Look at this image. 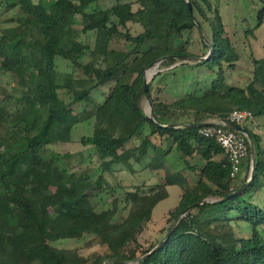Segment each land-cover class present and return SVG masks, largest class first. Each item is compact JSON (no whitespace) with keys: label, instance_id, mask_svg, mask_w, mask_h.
<instances>
[{"label":"trees","instance_id":"16d2710c","mask_svg":"<svg viewBox=\"0 0 264 264\" xmlns=\"http://www.w3.org/2000/svg\"><path fill=\"white\" fill-rule=\"evenodd\" d=\"M98 1L0 0V24H6L0 27V68L19 87L0 93V264H264V195L262 205L257 199L264 192L260 135L243 126L255 144L256 170L244 190L227 199L250 178V144L242 167L246 175L236 185L242 173L231 178L227 157L216 141L201 136L200 128H170L211 124L212 118L226 121L235 110L249 111L253 120L263 117L264 57L253 58L254 75L246 87L231 85L225 69H235L234 46L219 9L209 0H190L200 27L191 17L187 0H139L136 11L132 3L117 0L111 8L88 12ZM262 4L255 29L264 24V0ZM128 23L139 24L144 32L137 37L126 33V40L135 46L124 51L112 40ZM205 25L212 43L208 46L201 36L208 46L203 57L211 50L212 54L195 66L205 69L206 76L212 73L211 80L173 103L153 101L149 88L153 109L148 116L141 109L147 69L168 57L161 65L193 56L183 36ZM78 26L85 35L110 34L101 65L95 51L89 63L79 61L91 46L79 39ZM58 58L71 63L72 72L60 73ZM77 71L82 73L79 78L74 75ZM108 82L115 83L109 95L91 107L87 100L92 92ZM64 91L70 101L60 97ZM92 119L93 135L84 137L82 144L94 150L102 172H114L127 163L138 172L155 164L167 173L147 191L141 185L126 193V217L117 218V200L103 212L91 208V194L86 185H76L75 175L60 183L63 172L50 147L71 143L74 128ZM135 141L139 143L130 147ZM173 152L197 176L192 187L183 170L171 173L168 169ZM217 156L222 159L216 161ZM174 186L183 192L178 206L169 212L170 227L155 245L138 254L139 237L157 205L169 198L168 188ZM197 203L202 204L185 214ZM241 224L248 230L245 235L239 234ZM79 235L95 236L108 254L87 260L53 246Z\"/></svg>","mask_w":264,"mask_h":264},{"label":"rangeland","instance_id":"374dc122","mask_svg":"<svg viewBox=\"0 0 264 264\" xmlns=\"http://www.w3.org/2000/svg\"><path fill=\"white\" fill-rule=\"evenodd\" d=\"M38 1V0H36ZM139 0H121L122 3H132L133 10L136 11L139 7ZM213 8H218L222 17L226 36H228L234 46L235 53V69L226 70V75L231 85L237 87H246L254 75L253 58L261 59L264 57V24L262 27L255 29L258 25L257 14L262 8V0H209ZM117 0H99L93 4L88 12L96 11L99 9L111 8ZM208 10L207 6L204 5ZM210 16H213V12H209ZM8 15L7 17H9ZM78 19L81 21V17ZM6 25V24H5ZM4 24H0V27H4ZM78 37L84 42H88L91 46V50L86 51L79 61L82 64H87L93 59L92 53L95 51L101 58L98 61V65H101L102 56L106 51L107 42L109 41V33L91 32L88 35L83 34L81 27H77ZM255 29V30H254ZM252 30H254L252 32ZM144 32V29L139 24L128 23L126 28H120L121 35L115 36L112 40L119 49L124 51H131L135 44L126 40L125 34L129 33L133 37H137ZM211 32L207 25L200 31L194 29L191 32L184 34L183 38L186 43V49L190 56L195 59L204 58L203 56L208 51V46L211 45ZM204 36L207 39V47L201 39ZM195 61H182L178 60L174 64L170 65H156L154 68L147 70L148 89L150 88V94L153 101H162L164 103H173L176 100L184 98L187 94L201 89L203 85H207L213 76L212 73L206 76V70L197 68ZM183 64L187 66L182 67ZM182 65V66H181ZM57 69L60 73L72 72L71 63L58 58L56 61ZM158 68V69H157ZM76 78L82 76V73L77 71ZM115 85L114 82H108L104 86L99 87L92 92L91 97L87 100L91 107H96L99 103H103L106 97L109 95L111 88ZM3 89L9 92H15L19 90L17 82L12 78L10 74L0 68V93ZM65 101H70V95L64 91L60 96ZM152 103V101H151ZM141 109L148 116H151L152 104L144 97L141 101ZM255 123L258 124V128L261 130V145L264 152V116L255 119ZM94 119L79 124L74 128L72 134V142L66 144H57L50 147V152L55 154V164L63 172L64 179L60 181L72 180V175H75L74 179L76 185L81 187L86 185L87 193L91 194L88 205L97 212H103L112 208L114 201H119V217H126L128 215L129 206L126 203V193L135 190V186H143L144 190H148L149 187L160 184L167 175L165 170H158L157 166L153 164L150 169L138 172L135 168L129 164L117 166L114 172H102L98 167L101 163L94 150L89 149L82 144L84 137L93 135L94 132ZM249 129H254L253 126L243 125ZM150 130L146 129L145 134ZM139 141L130 142L129 146H135ZM264 158V153H263ZM146 162H148L146 160ZM144 162V164H146ZM194 163V160H191ZM47 167L50 165V161L45 163ZM167 167L171 173L178 170H183L187 179V185L192 187L197 180V176L185 169L183 161L178 160L176 152H173L168 156ZM84 175L89 177L87 181ZM103 175V176H102ZM245 171L235 182L239 185L245 177ZM102 176V179L100 177ZM85 181V182H84ZM71 184V183H70ZM102 186V187H101ZM169 198L162 201L157 205L153 212L152 221L147 225L145 231L139 237V250L141 252L147 250L152 245H155L163 236L164 232L170 227L168 222L169 212L175 209L180 200L182 189L178 186L168 188ZM264 192L257 197L259 204L262 205V196ZM239 234L245 235L248 233L244 224H241V228L238 230ZM58 249H69L73 253L80 254L87 260H93L94 258L108 254L109 250L106 246L100 244L99 240L93 235H79L67 240H60L53 244Z\"/></svg>","mask_w":264,"mask_h":264},{"label":"built area","instance_id":"2783aa9c","mask_svg":"<svg viewBox=\"0 0 264 264\" xmlns=\"http://www.w3.org/2000/svg\"><path fill=\"white\" fill-rule=\"evenodd\" d=\"M252 120L253 116L249 111L235 110L226 121L218 119L216 123L210 122V125L200 128L201 136L213 139L223 149L231 167L232 179H237L242 173L243 164L249 156V141L246 135L229 130L227 122L243 127Z\"/></svg>","mask_w":264,"mask_h":264},{"label":"water","instance_id":"95a60500","mask_svg":"<svg viewBox=\"0 0 264 264\" xmlns=\"http://www.w3.org/2000/svg\"><path fill=\"white\" fill-rule=\"evenodd\" d=\"M187 3H188V7H189V10H190V14H191V17L192 19L197 23V25L200 27V24L199 22L197 21L196 17H195V14H194V11H193V7H192V3L190 0H187ZM212 54V50L209 54L208 57L206 58H202V59H195V58H192V57H188V56H182V57H179V60H182V61H195V62H201V61H204L206 59H208ZM170 58V57H168ZM168 58H165V59H161L159 60L157 63H153L147 70H150L152 68H154L156 65H159L161 64L162 62L166 61ZM148 81H147V72L145 73V88H144V92H145V95L147 97V99L150 101V104L151 103V99H150V96H149V89H148ZM150 120L154 121V119L152 117H150ZM210 124H194V125H171L170 128H181V127H185V128H189V129H199V128H202L204 126H208ZM227 128L231 131H234V132H238V133H242L244 135L247 136L248 138V141H249V144H250V148H251V155H252V168H251V174H250V178L249 180L247 181L246 185H244L242 188H240L239 190H237L235 193H233L232 195L228 196L227 199H231L233 196L239 194L242 190H244V188L251 182V180L253 179L254 177V174H255V170H256V165H257V154H256V149H255V144L253 142V138H252V135L251 133L244 127L242 126H239V125H236L234 123H231V122H227ZM202 203H197L195 204L194 206H191L189 207L186 211H185V214L188 213L190 210H192L193 208H197L201 205ZM181 219V217H179L178 221ZM177 221V222H178ZM177 222L175 223L173 229L175 228V226L177 225ZM169 235V234H168ZM167 235V236H168ZM163 242V241H162ZM158 247H156L151 253H153ZM108 264H112V263H108Z\"/></svg>","mask_w":264,"mask_h":264},{"label":"crops","instance_id":"0c3cea01","mask_svg":"<svg viewBox=\"0 0 264 264\" xmlns=\"http://www.w3.org/2000/svg\"><path fill=\"white\" fill-rule=\"evenodd\" d=\"M218 121V119L217 118H212V119H210L209 120V122H211V123H216ZM251 123V125L254 127V132L256 133V134H258V135H260V137H261V130L258 128L259 126H258V124H256L255 123V119L253 120V121H251L250 122ZM222 159V156H217V157H215V160L216 161H220ZM170 188V187H169ZM169 192V191H168ZM180 201V200H179Z\"/></svg>","mask_w":264,"mask_h":264}]
</instances>
